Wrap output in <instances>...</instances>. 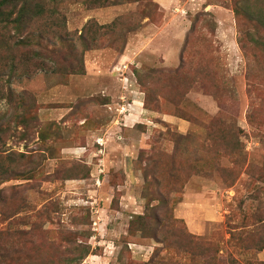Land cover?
Instances as JSON below:
<instances>
[{
	"label": "rangeland",
	"instance_id": "rangeland-1",
	"mask_svg": "<svg viewBox=\"0 0 264 264\" xmlns=\"http://www.w3.org/2000/svg\"><path fill=\"white\" fill-rule=\"evenodd\" d=\"M51 1L0 27V264L264 263L255 2Z\"/></svg>",
	"mask_w": 264,
	"mask_h": 264
},
{
	"label": "trees",
	"instance_id": "trees-1",
	"mask_svg": "<svg viewBox=\"0 0 264 264\" xmlns=\"http://www.w3.org/2000/svg\"><path fill=\"white\" fill-rule=\"evenodd\" d=\"M51 1V0H50ZM52 0L51 3L59 4L60 0ZM63 1V0H61ZM246 3L249 0H243ZM255 2V7H248L247 5H237V7L234 9L236 15L246 14L249 19L255 21V24L259 27H262L264 30V7L260 6L259 4L262 3L264 0H253ZM46 0H0V27H3L4 29H7L9 27L12 28L14 31L13 36H9L11 39H16L15 41H8L7 35L4 36L3 43L5 47H11L12 49L17 48L19 49H34L33 46H39L42 38L44 35H49L46 33V31H43L44 33H41L40 35H34L30 32H28L27 36L23 37L26 30H29L32 25H35L37 22L42 21L44 28H52L53 35L57 39H61L62 33H58L56 31V28H59L58 25L54 27L53 22L49 25V23L45 24V21L48 20V18H52V16H55V12L53 10H50V8L47 9ZM92 4L96 7H103V6H111V5H118L121 3L120 0H90ZM49 14V15H47ZM57 20V17H54ZM42 25V26H43ZM8 30V29H7ZM18 37H21V40H17ZM34 39L39 41L38 45H34ZM253 44L257 47H260L264 49V37L262 38H251ZM15 44V45H14ZM239 44L243 45V41L241 38L239 39ZM14 47V48H13ZM23 47V48H21ZM29 47V48H27ZM34 54L32 55L31 60L39 57V53H36L33 51ZM32 54V51H31ZM27 55L20 54L19 61L22 62L24 58H26ZM38 59V58H37ZM30 60V61H31ZM76 65H72L70 67V70L72 73L79 74L80 72L84 73V62L83 59H77ZM39 68L41 70H47L46 65L42 63H37ZM18 64H16L15 61H13L12 66L16 68ZM81 73V74H82ZM30 75L31 73H27ZM264 248V247H262ZM264 264V263H262Z\"/></svg>",
	"mask_w": 264,
	"mask_h": 264
},
{
	"label": "crops",
	"instance_id": "crops-1",
	"mask_svg": "<svg viewBox=\"0 0 264 264\" xmlns=\"http://www.w3.org/2000/svg\"><path fill=\"white\" fill-rule=\"evenodd\" d=\"M207 216H209V215H207Z\"/></svg>",
	"mask_w": 264,
	"mask_h": 264
}]
</instances>
